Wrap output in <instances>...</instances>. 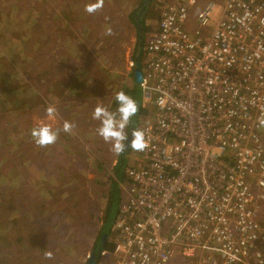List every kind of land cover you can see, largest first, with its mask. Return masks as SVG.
<instances>
[{
	"label": "built area",
	"instance_id": "1",
	"mask_svg": "<svg viewBox=\"0 0 264 264\" xmlns=\"http://www.w3.org/2000/svg\"><path fill=\"white\" fill-rule=\"evenodd\" d=\"M158 3L140 64L152 116L133 130L146 148L96 264H264V0Z\"/></svg>",
	"mask_w": 264,
	"mask_h": 264
},
{
	"label": "rangeland",
	"instance_id": "2",
	"mask_svg": "<svg viewBox=\"0 0 264 264\" xmlns=\"http://www.w3.org/2000/svg\"><path fill=\"white\" fill-rule=\"evenodd\" d=\"M139 1L104 0L88 14L95 0H0V264H87L101 232L113 243L112 211L138 151L113 153L92 113L124 87L141 93L132 59L139 33L128 19L142 11ZM145 4L147 40L162 7ZM145 110L149 118L138 117L134 130L151 118L152 107ZM65 120L72 134L62 131ZM40 122L61 129L55 144L34 143Z\"/></svg>",
	"mask_w": 264,
	"mask_h": 264
},
{
	"label": "clouds",
	"instance_id": "3",
	"mask_svg": "<svg viewBox=\"0 0 264 264\" xmlns=\"http://www.w3.org/2000/svg\"><path fill=\"white\" fill-rule=\"evenodd\" d=\"M104 0H95L93 3L85 5V11L88 14H94L98 10L102 9ZM107 35H112L109 30ZM115 100L117 102V110L115 113L110 112L102 105H97L92 113V118L100 122V126L97 129V133L106 143L111 145V151L117 155L121 154L125 150V141L129 140L125 133V129L128 126L131 118L137 113V102L124 91H119L115 94ZM46 115L51 119L56 115V108L49 106L46 109ZM258 125L264 127V116L258 120ZM74 124L65 120L63 122L62 131L72 134ZM61 129H53L50 124L40 122L31 129V136L34 143L41 148L48 147L57 142ZM128 147V143H127ZM146 148V140L144 133L140 130L132 133L131 149L135 151H143ZM48 258H51V253H46Z\"/></svg>",
	"mask_w": 264,
	"mask_h": 264
},
{
	"label": "trees",
	"instance_id": "4",
	"mask_svg": "<svg viewBox=\"0 0 264 264\" xmlns=\"http://www.w3.org/2000/svg\"><path fill=\"white\" fill-rule=\"evenodd\" d=\"M146 2H147L146 0H140L138 5H139L140 8L141 7L143 8L142 11H140L139 9H136V10L132 11L131 13H129V16H128V19H130V21L132 22V24L135 25L137 27V29H138V24H140L141 27L143 28V31L144 32L146 31V29L144 27V22H145V19L144 18H146L148 16L147 11H149L148 5L145 4ZM137 15H139V19H140V21H138V22L135 19ZM136 46L137 45L135 44L134 53H133V56H132L133 62H135ZM140 63H141V60H140ZM0 77H1V75H0ZM82 82H84V81L82 80ZM65 85L68 86L67 88H72L73 86H78L77 84H74V82H73V84H70L69 85V82H67V81H65ZM134 85H132V87H124V88H122L120 90V91H124L127 95L131 96L137 102V106H138L137 113L131 118V120H130L128 126H127V133L128 134L134 128V124L136 123L137 118L140 117V116H142V114L144 112L143 109H142V107L140 106V104H141V93L137 89L136 85L135 86ZM79 86L81 88V84ZM117 107H118V105H117V102H116L115 97H114V99L112 100L111 106L109 107L110 108L109 111L115 113L116 110H117ZM109 108H107V109H109ZM127 133H126V135H127ZM125 151L128 152V150L126 148H125ZM121 202L122 201L119 200L117 202V204H116V209L112 211L113 213H112V219L110 220L111 222L113 221L114 217L116 216V212H117V210H118ZM110 208H111V206H109V203H108V213H107L106 218H105L106 220H108L107 218L109 217L108 214H109ZM106 232H107V230H106ZM106 232H104V234ZM101 235L103 236V232H101ZM102 236L100 237V239L98 240V242H96V244L94 246V251L96 252L95 254L97 255V258L100 255V254L98 255L99 251H101V250L102 251L103 250H111L112 249V247H111L112 245L111 244L108 245V243L105 242V240L103 239Z\"/></svg>",
	"mask_w": 264,
	"mask_h": 264
},
{
	"label": "water",
	"instance_id": "5",
	"mask_svg": "<svg viewBox=\"0 0 264 264\" xmlns=\"http://www.w3.org/2000/svg\"><path fill=\"white\" fill-rule=\"evenodd\" d=\"M150 0H147V2H149ZM141 27H140V32H141ZM142 40H143V37L140 36V43L138 44V48H137V54H136V57H135V60H136V67H135V70H134V74H135V78H136V81L137 83L139 84L141 82V79H142V76H141V69H140V63H139V59H140V53H141V50H142ZM131 140H132V135L129 136V140L126 142L128 143V145L131 144ZM87 264H96V259H95V254L92 253L90 258L88 259V263Z\"/></svg>",
	"mask_w": 264,
	"mask_h": 264
},
{
	"label": "flooded vegetation",
	"instance_id": "6",
	"mask_svg": "<svg viewBox=\"0 0 264 264\" xmlns=\"http://www.w3.org/2000/svg\"><path fill=\"white\" fill-rule=\"evenodd\" d=\"M139 20V19H138ZM140 27H141V25L140 24H138V33H139V36H138V38H137V43H136V52H135V54H137V48H138V44L140 43V36H142L143 37V40H142V45H143V43H144V34H145V32L143 31V28L141 27V32H140ZM135 57H136V55H135ZM139 63H140V59H139ZM133 66H134V70H135V67H136V60H135V62H134V64H133ZM141 67V66H140ZM141 69V68H140ZM133 70V71H134ZM135 73V72H134ZM129 135V134H128ZM95 259H96V261H97V256H95Z\"/></svg>",
	"mask_w": 264,
	"mask_h": 264
},
{
	"label": "crops",
	"instance_id": "7",
	"mask_svg": "<svg viewBox=\"0 0 264 264\" xmlns=\"http://www.w3.org/2000/svg\"><path fill=\"white\" fill-rule=\"evenodd\" d=\"M140 58H141V53H140ZM140 60H141V59H140ZM140 64H141V63H140ZM142 109H143V108H142ZM144 110H145V109H144ZM144 110H143V111H144ZM145 111H146V112H143L142 116H143L144 114H147V115H148V118H149V114H151V111H150V112H148V110H145ZM151 116H152V115H151ZM147 121H148V119H147L145 122H147ZM114 220H115V217H114L113 221L111 222V224H113ZM105 232H106V231H105ZM107 233H108V232H107ZM107 233L105 234V236H104V238H103L104 240H105V237H106ZM111 245H112V244H111ZM112 246H113V245H112ZM112 246H111V247H112ZM112 248H113V247H112ZM111 250H112V249H111ZM111 250H103V251L101 250V251H99L98 255H99V254H100V255L98 256L97 260L103 259L102 257H100L101 254H102L103 252H105V251H107V252H111ZM92 253L95 254L96 252L93 251ZM92 253H91V254H92ZM95 256H97V255L95 254Z\"/></svg>",
	"mask_w": 264,
	"mask_h": 264
},
{
	"label": "bare ground",
	"instance_id": "8",
	"mask_svg": "<svg viewBox=\"0 0 264 264\" xmlns=\"http://www.w3.org/2000/svg\"><path fill=\"white\" fill-rule=\"evenodd\" d=\"M132 132H133V131H132ZM132 132H130V133H129V135L127 136L128 138H129V136H131V135H132ZM126 142H127V140L125 141V145H126V147H125V148H126L128 151L132 150V149H131V144H130V145H128V147H127V143H126ZM125 185H126V184H125ZM122 201H123V199H122ZM121 203H122V202H121Z\"/></svg>",
	"mask_w": 264,
	"mask_h": 264
}]
</instances>
